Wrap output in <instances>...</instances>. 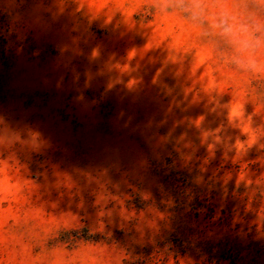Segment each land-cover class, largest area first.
<instances>
[{
    "label": "rangeland",
    "instance_id": "rangeland-1",
    "mask_svg": "<svg viewBox=\"0 0 264 264\" xmlns=\"http://www.w3.org/2000/svg\"><path fill=\"white\" fill-rule=\"evenodd\" d=\"M229 56L165 0H0V264H264V75Z\"/></svg>",
    "mask_w": 264,
    "mask_h": 264
},
{
    "label": "clouds",
    "instance_id": "clouds-1",
    "mask_svg": "<svg viewBox=\"0 0 264 264\" xmlns=\"http://www.w3.org/2000/svg\"><path fill=\"white\" fill-rule=\"evenodd\" d=\"M217 36L238 68L264 75V17L245 11L246 0H165ZM264 5V0H257Z\"/></svg>",
    "mask_w": 264,
    "mask_h": 264
}]
</instances>
